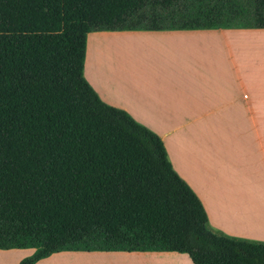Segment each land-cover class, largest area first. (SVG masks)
<instances>
[{
    "label": "trees",
    "instance_id": "obj_1",
    "mask_svg": "<svg viewBox=\"0 0 264 264\" xmlns=\"http://www.w3.org/2000/svg\"><path fill=\"white\" fill-rule=\"evenodd\" d=\"M264 27V0H0V249L177 251L264 264L210 231L161 138L83 76L90 31Z\"/></svg>",
    "mask_w": 264,
    "mask_h": 264
},
{
    "label": "crops",
    "instance_id": "obj_2",
    "mask_svg": "<svg viewBox=\"0 0 264 264\" xmlns=\"http://www.w3.org/2000/svg\"><path fill=\"white\" fill-rule=\"evenodd\" d=\"M83 76L161 138L210 231L264 244V27L90 31ZM33 250L0 249V264ZM34 264L193 262L177 251L65 250Z\"/></svg>",
    "mask_w": 264,
    "mask_h": 264
}]
</instances>
